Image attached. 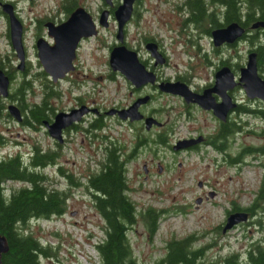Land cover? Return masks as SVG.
<instances>
[{"label": "rangeland", "instance_id": "rangeland-1", "mask_svg": "<svg viewBox=\"0 0 264 264\" xmlns=\"http://www.w3.org/2000/svg\"><path fill=\"white\" fill-rule=\"evenodd\" d=\"M11 1L26 25L23 42L29 63L23 70L17 68L18 58L7 35L8 22L0 14V60L13 74L10 92L26 79L31 82L32 88L24 90V101L38 102L44 93V83L48 86L53 84L58 95L50 98V104L56 107V111L66 110L75 104L77 96L93 108L101 107L105 113L112 105L127 101L126 82L117 77L122 81L118 87L107 76L112 71L109 65L110 48L116 43L117 21L114 16L109 17L107 26L98 27L97 34L81 40L75 70L53 82L47 73L41 72L44 70L33 45L34 16L48 14L55 19L62 18L67 0ZM120 1L113 0V3ZM171 1L180 4L179 0ZM75 2L84 5L96 19L100 6L106 7L104 0ZM178 5L164 0H143L139 7L140 17L130 20L125 26V43L131 47L140 44L138 39L144 35L142 33L154 36L160 42L169 61L167 68H163L167 75H173L178 67H183V63L201 60L195 57L198 49L192 45L193 39L202 46L201 52L211 54L209 37H197L196 40L195 32H181L186 12L182 14L180 9L178 13ZM191 28L194 29V26L188 23L186 29ZM248 47L249 42L243 40L230 49V61L235 69L239 70L240 65L247 61ZM142 52L148 55L144 48ZM240 96L241 103L247 107H243L237 118L242 126L240 131H232L230 137L224 139L223 147L218 146V140L217 146L202 144L191 152L176 153L170 149V144L178 136L188 133L185 126L176 125L178 98L160 94L144 105L145 110L160 109L156 111V119L165 124L153 126L150 130L142 125L147 130L145 132L135 123V131H143L142 136L148 137L149 142L126 162L128 194L137 206H152L158 214L155 231L151 233L147 230L143 239H133L132 242L136 246L137 257L139 250L145 253L146 263L162 257L166 252V242L171 239L192 237L194 245L207 247L205 264L211 260L218 261L231 252H239L244 259L254 242L264 240V197L258 201L256 211L249 220L223 230L227 210L235 206H252L264 190V118L250 110L264 108V105L259 101H247L242 92ZM9 102L18 105L15 98L1 97L0 135L3 140L0 142V157L19 152L27 161L35 145L43 150L55 151L56 162L41 169L48 177L47 184L69 192L66 211L62 215L34 218L29 222V230L51 246V256L41 255L40 260L43 264L96 263L99 256L95 244L102 237V230L96 224L98 214L84 182L89 173L98 169L105 142L111 137L130 149L134 141L133 131L126 122H119L108 114L103 129L95 130L81 123L77 131L68 133L66 141L56 143L42 123L30 126L7 114L6 105ZM195 114L197 121L202 123L204 116L198 111ZM207 117L210 118L209 115ZM205 120L208 121L207 118ZM209 121L205 132L214 135L217 131L215 122L212 119ZM158 132L163 133L168 142L156 141ZM59 165L81 183L70 185L69 180L58 171ZM21 184L22 181L9 180L5 182V187L9 190ZM199 197H202L200 201L197 200ZM140 256L143 258V255Z\"/></svg>", "mask_w": 264, "mask_h": 264}, {"label": "trees", "instance_id": "trees-1", "mask_svg": "<svg viewBox=\"0 0 264 264\" xmlns=\"http://www.w3.org/2000/svg\"><path fill=\"white\" fill-rule=\"evenodd\" d=\"M75 3V0H67L64 7L69 11ZM188 6L192 14L191 20L197 30H209L210 27L219 24L217 17L214 16L216 7L222 8L226 20L230 22L238 20L249 27L257 19H264V0H190ZM260 29L257 28L256 31L254 28L248 29L251 31L248 37L251 46L257 47L260 70L264 76V31ZM44 85L43 96L38 102L24 101V90L32 88L31 82L26 79L16 84L14 90L9 93V98L17 100L23 114L22 122L27 125L34 126L43 120H51L57 112L56 107L50 104V98L58 95L56 86L53 84L48 86L46 82ZM95 126L92 124L93 128ZM104 126L105 123L101 122L96 128L103 129ZM232 131L233 128L230 134ZM142 132L137 129L135 134L140 138ZM164 136L158 132L156 141L165 142ZM217 137L215 135L216 142L219 140ZM2 140L0 135V142ZM120 149L118 141L110 137L104 144L103 158L98 169L89 173L84 182L91 192L95 207L108 220L105 239L95 244L99 259L94 264H141L132 254L124 234V225L135 221L137 205L128 194L127 160L122 159ZM56 159L55 151L43 150L37 145L29 153L27 161L19 152L0 157V233L7 237L9 243V249L2 255V264H43L40 256H51V246L43 243L29 230V222L34 218L62 215L66 211L69 192L65 188L51 187L47 184L48 177L41 169L56 162ZM58 171L69 180L70 185L81 183L79 179H73L72 174L66 172L60 165ZM9 180L22 181V184L7 190L5 182ZM263 197L262 189L260 196L256 197L252 206H249L253 214L259 204L258 201ZM140 212L146 225L151 231H155L158 216L155 209L147 206ZM191 238L167 241L165 254L147 264H205L207 247L194 245ZM209 262V264H264V240L252 244L248 258L243 259L239 252H231L218 261Z\"/></svg>", "mask_w": 264, "mask_h": 264}, {"label": "flooded vegetation", "instance_id": "flooded-vegetation-1", "mask_svg": "<svg viewBox=\"0 0 264 264\" xmlns=\"http://www.w3.org/2000/svg\"><path fill=\"white\" fill-rule=\"evenodd\" d=\"M164 1L169 2L171 4H177L178 5V3L173 2L171 0H164ZM179 1H180V4L178 5L179 7L177 6L178 9L176 11L179 13V11L181 9L182 14H184L186 12V14L184 15V22H183L184 27L182 28L181 32H186V33H190V34L195 32L194 38H196V40H197V37L198 38H201L203 36L209 37L211 54L209 55V53L207 51L201 52L202 46L199 44L198 40L194 41V39H193L192 45H195L196 48L198 49V52H195V57H197V58L199 57L198 59L201 58V60L189 61L187 63H183L184 64L183 67L182 68L178 67L175 70L173 75H167L166 72L163 71V68L164 67L167 68V66L169 65V61L167 60V57H166V55H165V53L161 47L160 42L154 36L145 35V33H142L144 35H142L141 38L138 39V42L141 45L140 44H134V45H132V47L125 43V36H124V43L126 44V46L129 49L134 50L137 53L138 60L144 65L146 70L152 72V74L154 76L153 81L148 80L144 83H141L140 85H136L130 79H128L127 76L123 72H121L120 70H112L111 69L112 71L109 74H107L108 77H110L113 81H115V83H117L118 87L121 86L122 81H120L117 77H120V79L122 78L126 82L127 89H128L127 101L125 103L112 105L111 107H113V108H125V107H128L130 104H132L137 98H140L143 96H148L146 101L142 102L139 105V110L143 113V117L140 119H135V120H130L129 118L121 119L115 113L110 114L111 117H114L119 122H122V123L126 122L129 125L128 128L133 131L132 136L134 137V141H133V145L131 146L130 149H126V145L124 143L118 142L121 146L120 155H121L122 159H124L125 161L126 160L128 161V160L134 158L136 156V151L138 149H140L142 146H144L147 142H149V140L147 139L148 137L142 136L139 138V136H137V134H135L136 133L135 123H138L141 126L142 130H144V131H145V129L150 130V128H152L153 126H157L159 124L160 125L164 124L163 121L162 122L158 121L159 122L158 124H156L154 122L151 124V126L149 128H146V126H145V118L147 116H153V117L157 118L158 115H156V111H158L160 109L145 110L144 105L147 104L148 102H150L152 99H154L155 97H157L160 94H169V95H173V96L178 98L179 103L176 107V125L185 126L188 130L187 134L178 136L170 144V149L176 151V153H180V152H184V151H186V152L196 151V149H198L202 144H207V145H212V146L216 145L217 146L218 140L216 142L215 135L218 136L217 139H219V142H220L218 146L223 147V144H225L224 139H226V137H228V134H230V131L232 130V128H233V131H240V129L242 127L240 120H238L237 118H239L238 116H239L241 110H243L244 108H247V107L241 103V96H240L241 92L247 98V101H259V102H262V104L264 105V99L261 97H258V96L250 97L247 93L245 86H244V82L240 81L241 69L243 66H245L247 64L248 56H247V61L245 62V64L240 65V67L238 68L239 70L234 68L233 64L230 61V56H229V51L231 48L237 47V45L241 41L247 40L249 42V47L247 50L248 55L251 51L257 52L258 73L262 78H264L263 73L260 70L261 65H260V61H259V53H258L257 47L251 46V43H250V40L248 37V34H250V32H251L248 30V29H250V27L245 25L243 22L239 21L246 28L243 35L240 36L237 40H234L233 42L225 41V42H222L221 44L216 45V44H214V41H213L212 31L215 28L225 26L230 22L229 20L225 19V16L223 15V12H222V8L221 7L215 8L216 12H215L214 16L217 17V20L219 22L218 25H214V26L210 27L209 30H205V29L204 30H197L193 21L191 20L192 14H190V9L188 6L190 0H179ZM6 2L12 4L13 11H14L15 15L18 17V19L22 23V42H23V33H24V30L26 29V25L23 22V18L18 15V12L15 9V5H14L13 1H11V0H0V14L5 16V18L8 22L7 35L9 37V40H10L9 15L2 8V4L6 3ZM142 2H143V0H135L134 1L132 16L129 19V21L134 20V19H138L140 17V8L139 7H140ZM104 3H106L105 0H104ZM118 3H116V4L112 3V5H108L106 3V7H103L101 5L100 11L103 8H108L110 11L109 17H111V16H113L114 9ZM78 5H82V4H79L76 2L75 6L72 9H70L69 11H67V9H65V15L62 18L59 17V18L55 19V17H50V15H48V14L41 15V16H38V15L34 16V18H35L34 19L35 32H34V44L33 45L36 49V55H37V44H36V42H37L38 38H44L49 43L53 42V38L48 33L47 23L50 21H53L54 23L58 24L62 20L66 19V17L69 16L70 12ZM82 6H84V5H82ZM100 11H99V14H100ZM99 14H98L97 19L92 14V16L95 19L97 24H98ZM258 20H264V19H257L255 22H257ZM188 23L190 25H193L194 29L191 28L190 30H187L186 26L188 25ZM254 23L251 27L254 28L255 31L257 28H261L260 31L261 30L264 31L263 27L254 26ZM99 26L100 25L98 24V27ZM82 39L83 38H81L78 42V45L76 48V57L73 60L75 68L77 66V64H76L77 63V50L79 48V45H80V42ZM148 42H154L156 44V50L159 52V58L161 60H159V61L156 60V56H154L151 53V50L147 47ZM10 43H11V40H10ZM23 46H24V42H23ZM143 48L145 49V52L148 54L147 56H145L143 54V52H142ZM24 51H25V55H24L25 59H24V63H23V68L18 67L19 58L15 52V54L18 58L17 68H19L21 70H23L25 66H26L25 68H27L28 63H29V60L27 59V56H26L25 46H24ZM37 58H38V55H37ZM38 60H39V58H38ZM224 66H229L230 69L232 70V72L234 73V79H233L234 83L233 84H232V80L228 77H226L223 80V82L217 83V72ZM0 68L9 77V86H10L11 82L13 81V74H12L11 69L6 68L4 66V64L1 62V60H0ZM75 68L73 70H70L69 72H67V74L64 77L69 76V74L72 71H74ZM207 70H209V71H207ZM167 81L180 82L184 86H187L190 91L195 92V93L202 94V93L206 92L208 98L213 103L214 102L220 103V102H222V100L224 98H229V102L234 103V106L229 108L228 110L224 111V113L222 114L223 116H218L214 113V109L212 107L206 108V107L201 106L200 104H198L195 101L187 100L185 98V95L183 94V92H180V90L176 93H172L170 91H165V90L161 89L160 83L167 82ZM123 87H124V85H123ZM9 93H10V88H9ZM8 96H9V94H8ZM8 96L0 95V105H1V97L7 98ZM77 99H78L77 102L75 104L69 106L66 110H70L74 107H79L82 104H88L90 107L93 108V106L90 103H87L86 101H82V99L79 96H77ZM252 99H254V100H252ZM10 103H14V102H9L8 104H10ZM8 104L6 105V107L8 106ZM2 107L3 106H0V108H2ZM18 107H19V105H18ZM250 110L256 112L257 115L264 118V108H259V109L258 108L257 109L256 108H250ZM196 111H198L199 113H201L204 116V118H203L204 120L202 121V123L197 121V119H196L197 116L195 114ZM88 115H91V116L89 117ZM207 115H209L210 118H208ZM107 117H109L108 114H106L104 110H101V107L95 106V110L94 109L89 110L88 112L83 114V116L81 117L80 120L71 123L70 125H68L67 127H65L63 129V131H62L63 141L62 142L67 140L68 133H71L73 130L77 131V128H79V126H81L80 125L81 123H86L91 128H93L92 124H95L96 126L93 129L97 130L98 129V128H96L97 124L98 123L100 124L101 122L106 124V122H107L106 118ZM206 118L208 121L205 120ZM52 119H53V117H52ZM211 119L215 122L214 125L217 128V131L215 132L214 135H209V133H207L208 131L205 132L207 130V127H209V124H210L209 120H211ZM142 125H144L145 129L142 127ZM164 125H162V126H164ZM162 126H160V127H162ZM84 129H86V128L84 127ZM145 132H147V130ZM193 139H194V141H191L189 144L181 145L176 150L173 149V145L175 143L180 142L182 140L186 141V140H193ZM166 140H165V142H160V143L168 142ZM54 141L56 143H59L56 140H54ZM145 165L146 164H144V166ZM146 168L148 169V167H145V169ZM200 184H201V182H200ZM90 194H91V192H90ZM91 197H92V195H91ZM201 199H202V197H199V201ZM91 201L93 203V198H91ZM93 207L95 209V212L98 214L96 224L102 230V237L99 240V242H100V241H103L105 239V236H106L105 228L108 225V220L104 216V214L98 208L95 207L94 203H93ZM145 208H147V207L143 208L141 206H137V216L135 218V221L132 223L124 225V234H125V237L128 239V242H129L128 244H129V246L133 252L132 254L138 259V261L141 264H147L145 262L146 255H145V253L141 252V250H139V255L137 257V254L134 251V247H136V246H135V244H132V242L134 240H138V239L141 240V238L143 239V236L145 235L147 230L150 231L151 233L154 232V231H151L150 228L146 225V223L144 221V217L142 215V212H140V211L144 210ZM227 211H228L227 216L233 211H245L248 213V218L246 220H249L250 217L253 215V212L251 210H249V207H241V206L232 207ZM239 224H240V222L237 224H234V225L238 226ZM251 248L248 249L247 255H245V257L248 258L249 250ZM140 255H143V258Z\"/></svg>", "mask_w": 264, "mask_h": 264}, {"label": "water", "instance_id": "water-1", "mask_svg": "<svg viewBox=\"0 0 264 264\" xmlns=\"http://www.w3.org/2000/svg\"><path fill=\"white\" fill-rule=\"evenodd\" d=\"M135 0H121L114 9L113 16L117 21V30L115 33L116 42L110 48L109 65L112 70H120L134 84L140 85L148 80L153 81L152 72L146 70L144 65L138 60L137 53L129 49L124 43L125 26L132 16L133 5ZM108 5H112V0H105ZM3 10L9 15V33L11 44L19 58V68H23L24 63V46L22 42V23L15 15L13 6L10 3L2 4ZM110 11L108 8H103L100 11L98 24L107 26L109 22ZM98 24L92 14L82 5L76 6L66 19L58 24L50 21L48 25V33L53 38V42H48L44 38H38L37 55L43 70L50 76L53 82L63 78L67 72L75 68L73 60L76 57V48L81 38L89 37L98 33ZM254 26L264 28V20H258ZM245 26L239 21H231L227 25L215 28L212 31L214 44L218 45L222 42H233L237 40L245 32ZM147 47L151 53L159 58V52L156 50L154 42H148ZM228 77L234 79V73L229 66L222 67L217 72V83L223 82ZM240 81L244 82V86L250 97H261L264 99V78L258 73L257 52L251 51L248 55V61L241 69ZM183 89H182V88ZM160 88L165 91L176 93L180 90L185 95L187 100L197 102L203 107L213 108L214 113L218 116H223L224 111L234 106V103L229 102V98H224L220 103H213L207 96L206 92L199 94L189 90L180 82H162ZM9 94V77L0 68V95L8 96ZM148 96L137 98L132 104L125 108H110L106 110L107 114H117L121 119L135 120L143 117V113L139 110V105L145 102ZM94 109L87 104H82L79 107H74L70 110L57 111L53 119L43 120L49 135L57 142L63 141V129L71 123L81 119L83 114ZM8 113L16 120L22 121L23 115L15 103H10L7 106ZM158 123V120L153 116L145 118V126L149 128L152 123ZM193 140L180 141L173 145V149L179 148L181 145H187ZM199 200V199H197ZM248 218V213L245 211L231 212L225 221L223 230L232 227ZM9 249L7 237L0 233V264H2V255Z\"/></svg>", "mask_w": 264, "mask_h": 264}, {"label": "crops", "instance_id": "crops-1", "mask_svg": "<svg viewBox=\"0 0 264 264\" xmlns=\"http://www.w3.org/2000/svg\"><path fill=\"white\" fill-rule=\"evenodd\" d=\"M96 251H97V248H96ZM98 254V253H97ZM99 255V254H98Z\"/></svg>", "mask_w": 264, "mask_h": 264}]
</instances>
